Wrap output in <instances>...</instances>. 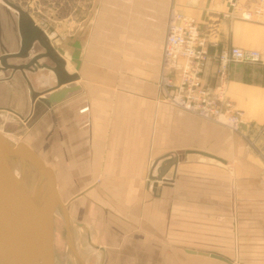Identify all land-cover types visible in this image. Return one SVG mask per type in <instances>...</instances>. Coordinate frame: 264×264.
<instances>
[{"label": "crops", "instance_id": "1", "mask_svg": "<svg viewBox=\"0 0 264 264\" xmlns=\"http://www.w3.org/2000/svg\"><path fill=\"white\" fill-rule=\"evenodd\" d=\"M171 5L192 18L210 54L259 52L257 63L228 66L225 101L242 113L240 133L159 94ZM226 9L225 0H96L81 38L50 41L75 81L54 89L51 72L25 71L24 79L0 70V133L55 173L63 207L54 213V249L64 264H224L187 250L264 264V22L223 18ZM7 15L0 55L19 48L16 18ZM26 81L39 94L34 101ZM64 89L48 108L40 102ZM253 222L263 242L251 263L241 258L249 241L237 224Z\"/></svg>", "mask_w": 264, "mask_h": 264}, {"label": "water", "instance_id": "2", "mask_svg": "<svg viewBox=\"0 0 264 264\" xmlns=\"http://www.w3.org/2000/svg\"><path fill=\"white\" fill-rule=\"evenodd\" d=\"M6 8L16 14L19 48L16 52L0 55V70L20 72H51L55 88L72 83L76 74H68L65 61L50 44L48 36L31 17L7 0H0ZM20 60L19 64H8L7 60ZM30 98L34 101L39 94L26 81ZM69 92L64 89L56 97L40 98L47 108L60 101ZM21 160L34 167L45 183V199L37 202L14 173L12 163ZM174 162V161H173ZM172 160L163 166L168 167ZM163 169V168H161ZM155 176L152 191L162 180L163 170ZM63 207L56 187L54 170L23 142L12 144L0 133V264H55L53 218L57 208ZM188 254L208 257L224 264H235L228 258L209 252L186 251Z\"/></svg>", "mask_w": 264, "mask_h": 264}, {"label": "built area", "instance_id": "3", "mask_svg": "<svg viewBox=\"0 0 264 264\" xmlns=\"http://www.w3.org/2000/svg\"><path fill=\"white\" fill-rule=\"evenodd\" d=\"M223 18L264 22V0H225ZM179 61V63H177ZM260 54L237 47L210 54L206 36L189 17L171 5L165 24L157 85L164 102L171 107L240 133L242 113L225 101L228 66L257 63ZM177 67V68H176ZM211 67L213 70L211 71ZM176 68V76L172 71ZM209 79L204 80L206 74ZM210 81L213 84H210Z\"/></svg>", "mask_w": 264, "mask_h": 264}, {"label": "rangeland", "instance_id": "4", "mask_svg": "<svg viewBox=\"0 0 264 264\" xmlns=\"http://www.w3.org/2000/svg\"><path fill=\"white\" fill-rule=\"evenodd\" d=\"M13 5L25 11L34 23L41 28L46 35H51L49 41L58 47L64 42L73 38H81V34L87 27L89 19L94 11L96 0H7ZM174 10L180 13L175 6ZM226 10L228 5L226 4ZM16 14L0 1V16L4 19L5 15ZM181 14V13H180ZM8 16V15H7ZM190 18V17H189ZM192 20V18H190ZM42 180V179H41ZM261 224L239 223L238 231L245 235V241H249L246 248L241 247V258L250 260L251 263L257 261L259 245L263 241L260 239L259 227ZM244 232V233H243ZM244 248V249H243ZM259 248V249H258ZM247 250L250 255L243 257V250ZM263 247L260 249L262 252ZM55 264H64V258L58 249H54ZM234 263V262H233ZM237 264V263H235Z\"/></svg>", "mask_w": 264, "mask_h": 264}, {"label": "bare ground", "instance_id": "5", "mask_svg": "<svg viewBox=\"0 0 264 264\" xmlns=\"http://www.w3.org/2000/svg\"><path fill=\"white\" fill-rule=\"evenodd\" d=\"M47 36L49 39L51 38V35ZM12 167L14 173L22 181L27 191L37 202L42 203V201L45 199V183L42 179V175L40 174V172H38L34 167L29 165L28 163H23L19 159L15 160L12 163Z\"/></svg>", "mask_w": 264, "mask_h": 264}, {"label": "flooded vegetation", "instance_id": "6", "mask_svg": "<svg viewBox=\"0 0 264 264\" xmlns=\"http://www.w3.org/2000/svg\"><path fill=\"white\" fill-rule=\"evenodd\" d=\"M13 61H17L16 59H9V60H7V63L8 64H13V63H9V62H13ZM19 61V60H18ZM14 64H19V63H14Z\"/></svg>", "mask_w": 264, "mask_h": 264}]
</instances>
